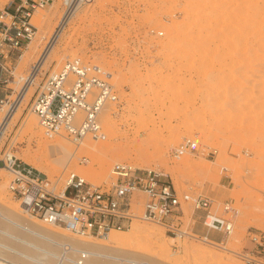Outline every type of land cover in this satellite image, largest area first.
I'll return each instance as SVG.
<instances>
[{"label":"rangeland","instance_id":"obj_1","mask_svg":"<svg viewBox=\"0 0 264 264\" xmlns=\"http://www.w3.org/2000/svg\"><path fill=\"white\" fill-rule=\"evenodd\" d=\"M9 1L0 0V8ZM64 12L63 0H54L33 14L34 36L25 38L7 62L10 72L0 74V123L19 96L20 79L36 64ZM75 58L101 67L118 97L106 108L108 119L99 117L106 135L97 141L103 154L92 151V157L66 139L76 156L57 165L54 158L61 154L39 143L53 138L44 135L31 111L38 92L32 89L0 141V158L10 152L61 184L68 173H75L94 185H107L112 166L120 162L160 169L179 195L209 197L217 213L226 203L234 209L232 233L209 232L210 243L200 240L206 230L190 203H183L184 221L193 223L197 239H172L158 225L135 221L119 231L131 237L122 252L132 259L149 264H253L250 259L264 258L251 239L264 236V0H89L78 5L64 26L32 86L37 89ZM30 120L34 135L25 128ZM191 141L198 152L188 150ZM176 149L180 152L174 157ZM10 179L0 164V211L27 219L7 190ZM30 221L91 243L106 242L113 232L78 238ZM138 227L151 234L133 233Z\"/></svg>","mask_w":264,"mask_h":264},{"label":"built area","instance_id":"obj_2","mask_svg":"<svg viewBox=\"0 0 264 264\" xmlns=\"http://www.w3.org/2000/svg\"><path fill=\"white\" fill-rule=\"evenodd\" d=\"M53 1L10 0L0 8V74L10 72L7 62L22 49L25 38L34 36L36 28L31 18L35 11ZM88 1L63 0V5L67 11ZM106 78L101 67L78 58L66 61L58 71L49 74L36 89L31 104L44 135L62 136L75 145L86 138L105 140L100 114L105 107L118 102L114 86ZM188 150L198 152L197 143L191 141ZM179 152L173 150L172 155L177 157ZM0 164L11 175L7 190L27 219L59 227L78 238L103 237L111 230L128 229L140 221L162 227L173 239H197L193 223L184 221L183 203H190L193 212L199 213L206 230L200 240L209 243V232L227 236L233 231L234 209L228 203L217 213L209 197L179 195L170 177L160 169L115 163L111 182L102 186L75 173H68L62 184L60 180L51 182L10 152L3 153ZM251 239L264 253V236ZM250 260L264 264L262 256Z\"/></svg>","mask_w":264,"mask_h":264},{"label":"bare ground","instance_id":"obj_3","mask_svg":"<svg viewBox=\"0 0 264 264\" xmlns=\"http://www.w3.org/2000/svg\"><path fill=\"white\" fill-rule=\"evenodd\" d=\"M77 9L78 5L64 12L56 30L53 32L49 40H46L47 44L40 57L38 58L36 64L26 77L20 79L24 82L19 92V96L14 105L10 107L4 117L1 118L0 141L6 133L10 121L12 120L14 115H16V112H18V107L25 97L26 93L32 89L36 90V87L32 86L34 83L36 84V74L41 69L46 58L49 56L52 47L58 40V37L61 35L64 26L72 17L75 16ZM106 108L107 107L102 110L101 114L105 115L106 119H108L109 114L106 112ZM25 128L28 132L34 135L31 120L26 123ZM39 135L41 134L39 133ZM47 140L41 139L39 140V143L40 145L46 147L51 146L55 155L61 154L54 158V162L57 165L61 164L62 161L67 158L71 159V157L75 155V150L73 151L70 149V147L68 146V142L64 137L55 136L53 137V140L51 142ZM99 142L95 140L90 141V138H86L82 142L77 144V146L81 145L84 150L90 153L93 157L92 151L97 154L100 153L98 148L101 143ZM50 151L52 150L50 149ZM101 153L103 154V152ZM33 168L44 175V173L41 171L42 169H38L36 165L33 166ZM0 220L3 221L0 222V264H149L132 259V255L127 252H122L124 251L123 247L130 244L129 240L131 237L129 236V238L127 236H124L123 233L117 230H111L113 232L110 235L108 241L91 243L90 240L78 241L76 239H72L73 237L68 238L60 236L58 234H54L43 226L36 225L28 219H23L18 215L16 216V214L10 216L2 214L0 211ZM111 231H109L107 235ZM133 233H136L137 235H140L138 233L151 234V231L138 227L134 228ZM65 247H67L66 251L64 250ZM104 247H111V249H116V253L114 251V253H111V250H109L108 248L106 252V249H104Z\"/></svg>","mask_w":264,"mask_h":264}]
</instances>
